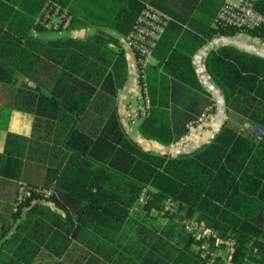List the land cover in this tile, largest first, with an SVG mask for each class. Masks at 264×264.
<instances>
[{
	"label": "trees",
	"instance_id": "obj_1",
	"mask_svg": "<svg viewBox=\"0 0 264 264\" xmlns=\"http://www.w3.org/2000/svg\"><path fill=\"white\" fill-rule=\"evenodd\" d=\"M48 5L72 16L68 32L97 31L34 37L32 30L52 32L38 24ZM144 7L139 0H0V84H20L13 108L35 116L32 138L8 135L0 176L12 179L14 206L28 162L47 173L44 185L27 184L52 192L34 194L0 222V264H207L198 250L205 240L185 230V219L217 231L212 248L232 239L233 264H264V133L226 122L209 143L173 155L144 148L121 122L128 60L119 36L131 34ZM256 7L264 14V0ZM213 23L169 20L153 52L159 64L145 68L151 108L139 119L142 139L180 142L209 105L195 54L215 36L245 33ZM249 34L264 40V31ZM238 55L232 47L211 52L210 77L228 108L238 92L264 103V59ZM255 123L264 127V115ZM169 202L174 211H166Z\"/></svg>",
	"mask_w": 264,
	"mask_h": 264
},
{
	"label": "crops",
	"instance_id": "obj_2",
	"mask_svg": "<svg viewBox=\"0 0 264 264\" xmlns=\"http://www.w3.org/2000/svg\"><path fill=\"white\" fill-rule=\"evenodd\" d=\"M139 1L142 4H149L160 9L172 20V22L186 27L190 24L199 26L205 25L209 20L214 22V26V20L219 15L225 3V0ZM96 31L97 30L95 29H87L66 32L62 35L57 33L59 36L56 39L66 36L85 38ZM108 32L118 35L113 31ZM46 33L49 32L39 33L35 30H32L31 32L34 37L41 40H56L49 37H43ZM119 37L126 50V57L128 60V81L118 95L119 115L128 134L144 148L163 154L177 155L179 153H191L209 143L226 122L236 127L241 126L250 134L256 136L263 135L264 127L255 122L257 120H262V116L264 115V103L260 102L259 99L254 98L252 95L238 92L233 100H231L228 108L223 92L212 80L206 68V61L210 53L218 51L223 47L235 48L239 53L237 57L240 61L244 58L247 59L249 56H256L264 59L263 39L254 37L249 33H238L233 36L219 35L209 39L195 54L193 58L194 68L200 83L208 93L207 98L210 102L202 114L213 107L215 108V112L211 114L210 121L202 130L190 132L186 144L180 149L178 147L179 142L166 147L156 142L146 141L140 137L138 132L140 121H132L131 119L135 116L138 109L137 96L139 92V72L137 58L135 53L127 47L126 37ZM240 61H233L232 64L240 68ZM150 64H159V61L152 57ZM19 85L0 84V154H3L6 150V142L9 134L32 138L34 133L35 116L13 108L14 93L17 91ZM46 173L47 167L45 165L38 162H28L23 170L22 181L26 184L31 183L42 186L45 183ZM1 180L5 181L3 182ZM7 182H9V184H7ZM11 182L12 179L6 177L3 179L0 176V222L8 221L12 217L14 203Z\"/></svg>",
	"mask_w": 264,
	"mask_h": 264
},
{
	"label": "built area",
	"instance_id": "obj_3",
	"mask_svg": "<svg viewBox=\"0 0 264 264\" xmlns=\"http://www.w3.org/2000/svg\"><path fill=\"white\" fill-rule=\"evenodd\" d=\"M257 2L258 0H225L214 26L233 27L245 33L264 31V14L257 9ZM71 20L72 16L66 10L48 5L38 19V24L49 31L62 35L68 32ZM169 20L170 18L165 13L152 5L146 4L134 30L126 37L127 47L136 55L139 72L138 109L135 116L131 118L132 121H137L146 116L151 108L145 68L151 63L153 52L165 32ZM210 110H207L196 122L188 126L190 132L202 130L208 124L211 119ZM188 135L180 140L178 145L180 149L186 144ZM34 194L49 198L52 192L28 184H21L14 211L17 212L19 206ZM147 199V192L144 191L139 202L146 203ZM166 211H174V204L169 202ZM183 224L185 230L197 240H205L204 243L198 245V250L207 261V264H215L217 261H221L223 264H233L231 256L234 241L232 239L217 238L216 246L212 248L209 240L218 236L217 231L198 223L194 219H185ZM1 236L2 226L0 225V238ZM221 245H224L225 248H222Z\"/></svg>",
	"mask_w": 264,
	"mask_h": 264
},
{
	"label": "rangeland",
	"instance_id": "obj_4",
	"mask_svg": "<svg viewBox=\"0 0 264 264\" xmlns=\"http://www.w3.org/2000/svg\"><path fill=\"white\" fill-rule=\"evenodd\" d=\"M59 35L55 32H49L43 35V37H49L51 39H56ZM139 121V120H138ZM137 127V126H136Z\"/></svg>",
	"mask_w": 264,
	"mask_h": 264
}]
</instances>
